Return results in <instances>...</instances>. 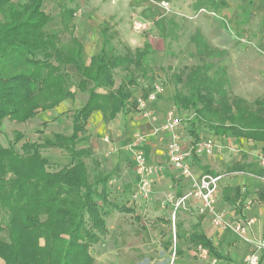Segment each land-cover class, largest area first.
Masks as SVG:
<instances>
[{
  "label": "trees",
  "instance_id": "16d2710c",
  "mask_svg": "<svg viewBox=\"0 0 264 264\" xmlns=\"http://www.w3.org/2000/svg\"><path fill=\"white\" fill-rule=\"evenodd\" d=\"M14 1L0 0V130L5 119L23 124L67 99L74 101L76 91L87 93V100L71 115L70 136L56 134L54 140L27 142L20 151L15 148L24 139L21 132L9 148L0 143V257L6 264H95L90 250L108 235L106 218L114 211L134 214V210L111 202L112 175L103 174L90 148L77 146L93 112L100 111L106 122L119 114L138 112L132 89L137 86L136 74L144 80L151 77L153 50L147 44L135 52L126 48L127 56H117L105 32L102 52L88 63L74 36L73 10L63 8L60 13L61 32L69 36L64 42L61 32L49 30L53 18L43 11L45 0ZM194 1L195 9H205L207 14L232 8L231 0ZM191 41L197 57H227L200 31ZM69 66L81 75L80 83L75 84L67 72ZM214 68V63H204L187 74H174L173 106L192 115L190 133L197 139L198 127L205 126L218 137L264 143V98L251 109L232 94L226 68L219 67L209 76ZM117 70L127 75L116 89ZM149 93L144 90L142 98L147 99ZM45 148L61 150L71 163L52 166L42 156ZM240 199L238 188L223 191V201L237 215L243 208ZM176 238L205 250L217 263L231 261L203 232L186 234L177 226ZM176 254L182 253L176 249Z\"/></svg>",
  "mask_w": 264,
  "mask_h": 264
},
{
  "label": "crops",
  "instance_id": "0c3cea01",
  "mask_svg": "<svg viewBox=\"0 0 264 264\" xmlns=\"http://www.w3.org/2000/svg\"><path fill=\"white\" fill-rule=\"evenodd\" d=\"M28 1L17 0L20 4L28 3ZM233 3L235 5L233 9L237 11L236 17L233 18L237 23L236 30L224 29V24H226L224 18L227 22V19H231L232 16H229L231 8H228L218 12L221 13V17H218V13L215 16L205 13L203 17L198 18L197 22L200 27L197 31H200L214 48L227 53V73L232 83V94L247 104L254 105L257 100L264 98V0H233ZM63 8L74 12L71 22L74 36L82 45L88 63L102 52L105 32L111 36V44L115 52L120 47L135 52L144 49L148 44L153 50L152 58L168 54L174 49L171 45L174 40V22L179 23L182 13L190 11L187 0H45L43 4V11L51 17L56 14L60 25H62L60 13ZM192 8L194 11L197 10L194 6ZM200 10L197 12L199 13ZM201 19H207L211 28L208 24L204 25ZM134 21L149 25V30L147 32L135 31ZM67 72L76 83L82 81L81 75L74 66H69ZM88 87H91V82H88ZM169 89L168 86L165 96L150 106L152 112L150 118H144L137 112L127 115L119 114L114 120L106 122L102 113L95 111L88 121L86 132L80 137L81 143L77 147L79 149L90 148L95 158L101 163L103 174L112 175L110 188L113 184L118 186L120 193L115 195L116 198H112L111 202L134 210V214H121L114 211L113 213L117 215H132L138 218L134 208L121 202L130 201L138 190L139 178L132 158L134 137L139 134L146 137L143 150L149 163L164 164L166 160L168 161L169 133L162 127L165 115L172 109L164 111L166 100L170 97ZM84 95V93L80 96L76 94L74 101L67 99L49 111L40 112L34 119L36 120L34 123H37L35 124L36 131L44 132L39 136L50 140L56 134L70 136L72 134V118L70 117L86 102L87 97L82 101ZM174 110L177 116L183 117V113L178 112L176 108ZM64 125L67 130L64 129ZM55 126L61 130L53 133L54 135H47L46 130ZM179 133L183 146L187 150L192 148L193 144L202 142L199 138L193 137L190 130L191 137L186 135L180 125ZM209 139L215 142L217 139L223 140L224 144L220 145L216 142L214 154L209 158H206L208 156L205 154L193 153L191 158L187 159L188 165L197 177L205 174L222 176L219 183L218 209L225 211L229 219L238 218L242 223L254 221L249 235L256 241L263 239L264 167L260 164L258 157L264 156V143L249 141L245 138L233 139L230 136L218 137L214 134ZM53 151L62 152L59 149ZM52 161L59 167H65L71 163L67 155L63 159L55 156ZM172 175L178 182L177 195H185L190 190V181L183 179L175 171H172ZM163 177V179H158V187L165 188L170 184L175 185L171 173L168 172ZM226 188L240 190L243 207L241 215H237L234 207L223 201V191ZM194 210L198 212L196 207ZM198 217L199 219L195 220L190 230H187L182 222L175 224L176 243L186 245L187 251L200 249L204 251L202 252L204 257H209L205 250L192 247L185 240L177 241V226L186 234L195 231L203 232L213 246L224 257H229L231 260L220 264H246V258L255 254L254 246L241 240L234 231L214 227L208 216L199 214ZM179 252L182 254L178 256L182 258L184 252L181 250ZM259 257L260 264H264V253L259 254ZM191 258L185 255L181 261L183 264H196V258ZM105 259L102 256L99 259L94 258L95 264H97L96 261L103 264L107 261ZM209 259L211 264L217 263L210 257Z\"/></svg>",
  "mask_w": 264,
  "mask_h": 264
},
{
  "label": "rangeland",
  "instance_id": "374dc122",
  "mask_svg": "<svg viewBox=\"0 0 264 264\" xmlns=\"http://www.w3.org/2000/svg\"><path fill=\"white\" fill-rule=\"evenodd\" d=\"M187 1L190 7L189 13L183 12L181 20L179 19L180 21H178L179 23L175 24L174 22V40L171 44L174 48L173 51H169V53L164 56L157 55L152 58L151 66L153 73L151 77L149 80H144L141 78L140 74H136L137 86L132 89L134 98L139 99L142 97L144 90L147 89L151 92L152 88L156 84L163 83L166 86H169L170 89L168 93L170 97L166 100L165 112L171 108H175L171 99L175 93L174 74H187L190 69L203 66L204 63L215 64V68L209 72V76H212L219 67H224L226 69L228 67L227 58L209 60L196 56L194 44L192 43L191 38L200 27L197 19L203 17L205 14L200 12L198 13L197 10H193L192 7L195 4L194 0ZM14 2L17 3V0ZM230 4L232 8L229 11V16H232L231 19H227L229 24L227 25L226 20H224L226 23L224 24V29L228 31L231 29L236 30L237 27V23L233 20V18L237 15V11L235 8L233 9V6L235 5L232 0ZM53 15V22L50 24L49 30L51 32L59 33L62 31V26L59 24L57 19L58 16L56 14ZM218 15V17H221V13H218ZM206 17L209 18L207 15ZM201 22L206 26L208 24L207 19H201ZM208 26L211 28L209 24ZM60 36L64 42L69 39V36L62 32ZM115 55L125 57L127 56V51L124 47H120V49L115 52ZM131 69L133 70V68ZM126 75L127 72L122 70H117L115 72L116 89L120 86ZM179 87H182V84H180ZM76 94H79V96L81 95L79 91H76ZM84 94L85 95L82 97V101L85 97H87V93ZM250 107L251 109L255 108L253 105H250ZM191 118L192 115L190 113H183V117L178 116L180 126L189 137H191V135L189 133L190 125L188 121ZM34 122H36V120H29L26 123L20 124L10 119H5L2 122L0 130L1 145L4 148H9L17 132H21L24 135L22 142L16 145L15 149L17 151H20L21 146L27 142L42 143L45 139H43V137L41 138L39 135L40 133L43 135L44 132L36 131L35 124L37 123ZM64 129L67 130L65 125ZM60 130L61 129H59L58 126H55L50 127L46 130V132L47 135H54L53 133ZM196 134L201 141H205L209 139V137L213 136L212 131L205 126L198 127ZM51 139L54 140L53 137H51ZM216 142H219L220 145L224 144L223 140L220 141L217 139ZM194 145L195 144H193L192 147H194ZM53 150L54 149L50 148L42 149V156L46 158L52 166L59 167L52 163L53 157L58 156L63 159L66 155L63 152ZM150 165L155 168L157 167V171L149 178L150 188L143 193L139 183L138 190L132 196V199L127 202L121 201L122 204H128L131 208H134L138 218L132 215H117L116 213L111 214L108 218H106L107 227L110 231L108 235L100 241L101 243L99 245L91 248V255L97 259L101 258V256L102 258H106L105 260L107 261L103 264H183L181 260L185 257V255L188 256L189 259H192L191 257H195V261H197L196 264H211L209 257L203 256L202 252L204 251L200 249H193L189 252L186 250V245L183 243H176L175 224L182 222L184 227L187 230H190L195 220L199 219V213L194 210L193 205L191 204L178 205L182 196L177 195L176 187L178 186V182L172 175V171L175 170L171 169L167 160L164 164L150 163ZM168 172L171 173V176L174 178L175 185L170 184L165 188L158 187V179H163V176L165 174L167 175ZM110 190L111 199L116 198L114 196H117L120 193L118 191V186L116 187L114 184L111 186ZM231 221L239 222V219L233 218ZM175 247L177 250L184 252V256L182 258L176 254ZM115 256H117V258H115ZM96 263L100 264L97 261ZM0 264H6L4 259L1 257ZM213 264L220 263L213 262Z\"/></svg>",
  "mask_w": 264,
  "mask_h": 264
},
{
  "label": "built area",
  "instance_id": "2783aa9c",
  "mask_svg": "<svg viewBox=\"0 0 264 264\" xmlns=\"http://www.w3.org/2000/svg\"><path fill=\"white\" fill-rule=\"evenodd\" d=\"M200 13H207L205 9L200 10ZM215 16V14L211 13ZM133 28L138 32H147L149 25L134 21ZM168 90V86L163 83L156 84L149 93L147 99L142 97L138 99V112L144 118H150L152 112L150 106L155 104L160 98L164 97ZM179 120L177 112L171 109L165 115V120L162 129L169 133V143L167 146L168 163L183 179L190 181V190L181 197L178 205L191 204L193 208L196 207L200 215L210 217L211 223L214 227L222 230L234 231L241 240L254 246L255 254L246 258V264H258L260 261L259 254L264 253V238L256 241L253 240L249 232L254 221L232 222L225 211L218 209V194L219 183L222 180L220 175L205 174L197 177L191 167L187 163V159L191 158L193 153L205 154L211 157L214 154L216 142L213 139H207L199 142L190 149H185L181 141L179 133ZM146 137L142 134L134 137L133 161L135 163V171L139 178L141 191L144 193L150 188V177L157 171V167L150 165L145 152L143 144ZM260 164L264 167V156L259 157ZM198 205V206H197Z\"/></svg>",
  "mask_w": 264,
  "mask_h": 264
}]
</instances>
